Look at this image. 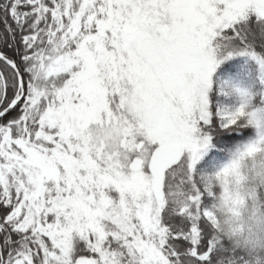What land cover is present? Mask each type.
Returning <instances> with one entry per match:
<instances>
[{
	"label": "snow or ice",
	"instance_id": "snow-or-ice-1",
	"mask_svg": "<svg viewBox=\"0 0 264 264\" xmlns=\"http://www.w3.org/2000/svg\"><path fill=\"white\" fill-rule=\"evenodd\" d=\"M0 264H264V0H0Z\"/></svg>",
	"mask_w": 264,
	"mask_h": 264
},
{
	"label": "trees",
	"instance_id": "trees-1",
	"mask_svg": "<svg viewBox=\"0 0 264 264\" xmlns=\"http://www.w3.org/2000/svg\"><path fill=\"white\" fill-rule=\"evenodd\" d=\"M245 227H247V225H245ZM235 242V241H234Z\"/></svg>",
	"mask_w": 264,
	"mask_h": 264
}]
</instances>
